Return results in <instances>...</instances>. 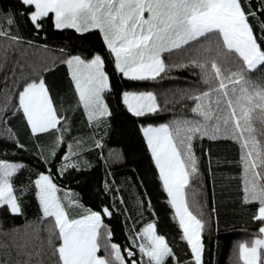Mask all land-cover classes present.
<instances>
[{
	"label": "snow or ice",
	"instance_id": "6c2138e0",
	"mask_svg": "<svg viewBox=\"0 0 264 264\" xmlns=\"http://www.w3.org/2000/svg\"><path fill=\"white\" fill-rule=\"evenodd\" d=\"M25 16L37 33L44 21L51 20L56 30H73L78 35L98 32L115 71L129 81L163 80L170 71L192 68L205 86L203 90L181 95L177 103L191 101L192 119L174 120L171 124L141 127L143 138L158 173L167 203L178 224L180 240L190 252L182 260L164 234L158 232V222L152 221L129 230L128 246L112 242L113 233L104 223L118 209L102 206L100 211L86 209L76 218L71 209L83 208L78 195L62 189L51 172L39 173L32 181L42 216L40 221L51 225L47 244L52 264H204L203 233L208 227L201 207L189 202L190 181L200 176L199 157L195 142L208 139L232 140L239 145L242 204H255L251 219L258 223V235L250 244L240 243L238 260L242 264H264V77L253 74L264 69V20L256 35L252 18L264 16V0H19ZM247 4V6H245ZM11 26L15 21L6 17ZM0 40L10 43L0 47V71L7 64L13 45L23 38L0 28ZM31 44V41H28ZM63 51V50H61ZM182 53L187 59L167 63L169 56ZM67 65L77 106L87 115L90 125L99 127L112 116L106 94L112 91L106 61L98 52L68 54ZM49 70L48 68L43 71ZM13 115L22 113L33 137L57 133L50 156L54 158L69 129V118L61 115L54 104L43 76L26 81L18 88ZM122 102L127 111L140 118L156 115L164 109L152 91H124ZM7 107L0 112V121L7 125ZM9 131L11 129L9 128ZM0 138H3L0 136ZM81 141L67 145L61 158L60 176L69 170H80ZM75 145V147H74ZM17 147L24 145L17 142ZM96 147L101 143L96 141ZM205 155H210L206 152ZM41 157L46 164L51 160ZM23 167L17 162L0 159V211L13 216L23 215L20 191L14 177ZM111 185L104 184L105 193ZM123 203V201H121ZM195 208V211H193ZM215 211V209H213ZM26 239L13 240L17 264H45L47 256L40 247V229L29 232ZM21 228L12 229L19 234ZM42 243V242H41ZM103 250L104 255L98 253ZM138 257V258H137ZM0 264L6 262L0 261Z\"/></svg>",
	"mask_w": 264,
	"mask_h": 264
},
{
	"label": "trees",
	"instance_id": "16d2710c",
	"mask_svg": "<svg viewBox=\"0 0 264 264\" xmlns=\"http://www.w3.org/2000/svg\"><path fill=\"white\" fill-rule=\"evenodd\" d=\"M252 6H258L257 0H252ZM22 11L24 6L19 0H0V28L23 38L20 45H13L14 52L9 53L7 64L0 71V112L7 107L5 118L8 120L7 125L0 121V136L3 137L0 138V159L23 165L14 177V184L20 190L18 195L21 196L23 215L13 216L0 211V261L17 264L18 260L26 259L24 256H17L12 242L26 239L23 229L31 225L28 229L30 233L40 229V240L34 241L33 247H40L47 254L45 264H52L46 231L51 225L40 221L42 213L32 185L39 173L47 172L55 177V182L62 189V196L64 190L78 195L83 208L71 209L74 217L79 218L89 208L100 211L105 205L118 209L110 219L104 218V223L113 233L112 242L128 246L129 230L135 229L138 232L147 223L157 221V218L140 171L127 163L125 147L121 139L116 138L112 120L116 117L120 120L121 117L128 122H124L125 125L131 128L135 124L141 127L157 126L171 124L174 120L194 118L191 101H176L184 93L205 88L199 76L193 74L198 70H173L163 80L157 81H129L115 71L113 59L98 32L81 36L73 30H56L51 20H45L42 30L37 33L26 17L20 14ZM8 15L15 21L11 26L6 22ZM261 20H264V16L250 20L258 37ZM9 43L7 40H0V47H7ZM94 52L102 54L106 61V71L112 85L110 95L115 109L113 118H107L99 127L90 125L83 109L77 106L78 98L75 96L69 70L62 62L68 54L87 56ZM165 59L171 64L187 57L176 53L171 56L165 54ZM45 68L49 70L43 71ZM40 76L46 80L60 114L69 118L70 130L64 134L63 143L54 158L50 156V151L57 133L50 131L33 137L22 113L12 114L17 103L18 88L22 90L26 81ZM262 77L264 69L253 74L255 79ZM124 91H152L164 110L156 115L134 117L122 102ZM132 131L130 129V134ZM74 141L82 142L78 149L79 156L74 157L80 163V170H69L60 176L58 170L61 158L68 151L67 145L74 144ZM96 141L102 146L96 147ZM17 142L24 147H17ZM195 152L199 157L200 176L190 181L187 194L190 203L194 200L201 207L203 218L208 223L203 233L204 264H242L238 260V246L245 242L250 244L258 235L259 225L251 219L256 205L242 204L239 145L228 139H204L195 142ZM206 152H210V155H205ZM41 153L51 160V164L44 162ZM105 182L111 185L108 193L104 191ZM18 226L22 229L19 234L12 231ZM159 226L165 231L168 229L165 221L159 223ZM98 254L105 253L101 250ZM168 264L172 262L169 260Z\"/></svg>",
	"mask_w": 264,
	"mask_h": 264
},
{
	"label": "rangeland",
	"instance_id": "374dc122",
	"mask_svg": "<svg viewBox=\"0 0 264 264\" xmlns=\"http://www.w3.org/2000/svg\"><path fill=\"white\" fill-rule=\"evenodd\" d=\"M106 103L109 109H114V102L110 93L106 94ZM111 105V106H110ZM120 120L113 118L112 123L116 130L117 137L121 139V143L125 147V155L127 163L133 165L140 172V177L145 185L147 195L151 205L153 206L156 215L158 216V232L164 234L170 243L175 247L177 254L184 258H190V252L184 242L180 240V231L178 224L173 219V212L170 205L167 203V194L163 191L161 182L158 178L157 170L151 160L150 152L147 146L142 145L145 142L140 127H127L125 122L119 117ZM120 122H125L120 123ZM126 126V127H125ZM152 126V125H151ZM160 126V125H157ZM130 129L133 130L130 134ZM139 145L137 148L136 146ZM165 221L168 229L163 230L159 223Z\"/></svg>",
	"mask_w": 264,
	"mask_h": 264
},
{
	"label": "crops",
	"instance_id": "0c3cea01",
	"mask_svg": "<svg viewBox=\"0 0 264 264\" xmlns=\"http://www.w3.org/2000/svg\"><path fill=\"white\" fill-rule=\"evenodd\" d=\"M111 106V105H110ZM110 111L112 112V116L109 118L110 120L113 118V116H114V110H111L110 109ZM86 117H87V115H86ZM135 127H140L139 125H137V124H135ZM146 127V126H145ZM140 129H141V127H140ZM141 131V130H140ZM143 136V135H142ZM142 145H146V142H143L142 143ZM147 146V145H146ZM59 195H61L62 196V194L61 193H59ZM154 209V208H153ZM154 212H155V210H154ZM155 215H156V213H155ZM156 218H157V222H158V216L156 215Z\"/></svg>",
	"mask_w": 264,
	"mask_h": 264
}]
</instances>
